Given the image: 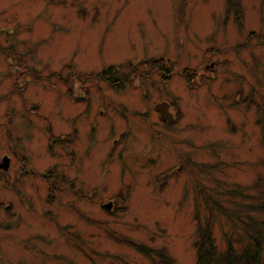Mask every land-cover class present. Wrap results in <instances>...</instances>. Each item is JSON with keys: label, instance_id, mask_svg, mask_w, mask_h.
Here are the masks:
<instances>
[{"label": "rangeland", "instance_id": "rangeland-1", "mask_svg": "<svg viewBox=\"0 0 264 264\" xmlns=\"http://www.w3.org/2000/svg\"><path fill=\"white\" fill-rule=\"evenodd\" d=\"M240 1L0 0V264L157 263L117 237L196 264L209 220L256 254L233 208L264 202V0Z\"/></svg>", "mask_w": 264, "mask_h": 264}, {"label": "trees", "instance_id": "trees-1", "mask_svg": "<svg viewBox=\"0 0 264 264\" xmlns=\"http://www.w3.org/2000/svg\"><path fill=\"white\" fill-rule=\"evenodd\" d=\"M229 10L240 7V0H228ZM156 64H163V60H155ZM109 73L104 71L102 74ZM235 215L241 220L242 224L245 225L246 231L250 236L251 243L257 247L256 254H250V247H246L243 250L238 251L233 245V240L230 239L228 248L221 251L215 243V237L212 236L211 231V220L207 221L206 225H200L199 237L195 242V248H197L196 264H263L259 253L264 246V219H257L251 212L255 210L264 211V202L261 203H238L236 204ZM243 214V216H241ZM117 239L123 243L130 244L138 251L145 253L150 256L153 252L158 257L156 264H175V260L169 255L168 250L162 247L158 250L147 248L142 243H137L131 239L117 237Z\"/></svg>", "mask_w": 264, "mask_h": 264}, {"label": "water", "instance_id": "water-1", "mask_svg": "<svg viewBox=\"0 0 264 264\" xmlns=\"http://www.w3.org/2000/svg\"><path fill=\"white\" fill-rule=\"evenodd\" d=\"M156 109L160 111V116L163 120H172L173 119V113L169 111L170 103L166 100L159 102L156 104ZM107 208L111 207V203L105 204Z\"/></svg>", "mask_w": 264, "mask_h": 264}]
</instances>
